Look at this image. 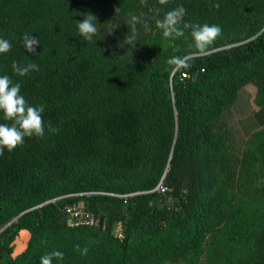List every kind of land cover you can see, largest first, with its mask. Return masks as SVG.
<instances>
[{"label": "trees", "instance_id": "16d2710c", "mask_svg": "<svg viewBox=\"0 0 264 264\" xmlns=\"http://www.w3.org/2000/svg\"><path fill=\"white\" fill-rule=\"evenodd\" d=\"M149 1L0 0V38L12 43L0 75L45 106L44 137L0 155V264H40L54 251L64 257L53 264H264V0H216L213 17L194 8L187 22L222 28L203 52L190 29L151 34L140 59L110 51L99 29L91 41L79 34L88 13L97 28L102 15L141 22ZM185 1L201 0L160 11ZM25 33L39 38L37 55ZM173 56L190 66L173 70ZM13 61L39 71L19 76ZM249 85L251 145L228 116ZM80 204L97 225H69L66 207Z\"/></svg>", "mask_w": 264, "mask_h": 264}, {"label": "clouds", "instance_id": "9594fccd", "mask_svg": "<svg viewBox=\"0 0 264 264\" xmlns=\"http://www.w3.org/2000/svg\"><path fill=\"white\" fill-rule=\"evenodd\" d=\"M144 0H141L143 3ZM160 4H166L167 0H159ZM119 8L116 9V12ZM187 10L183 5L167 11L163 19L156 20V26L162 30L165 38H179L184 36L185 29H190L191 37L194 41V48L198 51H206L214 41L222 34V28L216 24H193L185 22L184 17ZM129 21L127 22L131 28L132 35L126 36L125 42L133 44L136 38V24L140 22V18L129 13ZM96 16L88 13L82 21H78L77 27L79 34L85 41H91L93 36L98 32L95 21ZM25 50L37 55V47L40 45L39 38L33 34L25 33L22 37ZM12 43L4 38H0V54L10 52ZM169 65L174 66L173 70H180L189 67L188 58L181 56H173L168 61ZM13 72L19 76H25L31 71H39V65L36 63L19 64L16 61L12 63ZM44 105H32L21 94V84L14 82L12 78L3 74L0 75V114H2L5 123H0V155H3L5 148L11 152L25 142V138L37 137L43 138L45 135V123L43 119ZM48 131L58 133L59 129L48 123ZM76 249L82 255H87L88 249H80L76 245ZM64 253L54 251L41 257L40 264H53V258L63 260Z\"/></svg>", "mask_w": 264, "mask_h": 264}, {"label": "rangeland", "instance_id": "374dc122", "mask_svg": "<svg viewBox=\"0 0 264 264\" xmlns=\"http://www.w3.org/2000/svg\"><path fill=\"white\" fill-rule=\"evenodd\" d=\"M191 4L192 3L188 4L186 1L182 2V5L187 10V14L183 18L185 22L188 21L190 16L192 18L193 12L195 11L193 10L194 8L196 9V11H198L195 12L196 14L198 13V15H200V11H202L203 13L207 11V16L209 17H213L216 9L218 8L216 0H201L199 4ZM160 5L161 4L159 3V0H150L149 2H147V6L143 11L144 18L138 25H136V38L135 42L131 45L125 42L126 36L132 35L129 25H124V22L117 19L115 16H100L98 20V29L106 47L113 53L122 57L128 59H140L142 54L141 50L143 47V41L147 37L149 39L151 37V34L155 35L161 30L156 26V20L163 19L165 15L164 13H161ZM231 44L232 43L228 44L227 42L224 43L222 47H227ZM255 93L256 89L254 86L249 85L244 87L240 92L238 101L236 102L232 110L228 112V116L231 119L230 124L235 127L234 130L236 138H239L242 142L245 138L247 142H251L250 145L254 140H252L251 134L248 135L247 132L249 129L251 131L254 126L253 112L257 109L254 101ZM251 133L254 136V134H256V131H252ZM118 228L119 227L117 226V230ZM2 230L3 229H1L0 231ZM28 238L29 231H21L19 238L14 245L13 256L25 249Z\"/></svg>", "mask_w": 264, "mask_h": 264}, {"label": "built area", "instance_id": "2783aa9c", "mask_svg": "<svg viewBox=\"0 0 264 264\" xmlns=\"http://www.w3.org/2000/svg\"><path fill=\"white\" fill-rule=\"evenodd\" d=\"M186 76V74H184ZM162 191L168 188L161 184ZM68 223L70 226H95L99 223V218L92 211L84 207L83 204L66 207Z\"/></svg>", "mask_w": 264, "mask_h": 264}, {"label": "water", "instance_id": "95a60500", "mask_svg": "<svg viewBox=\"0 0 264 264\" xmlns=\"http://www.w3.org/2000/svg\"><path fill=\"white\" fill-rule=\"evenodd\" d=\"M25 212H26V211H25ZM25 212L19 214V215H18L17 217H15L11 222H9V224H7L5 227H7L8 225H10V224L13 223L14 221L18 220V218H19L22 214H24ZM5 227H4V228H5Z\"/></svg>", "mask_w": 264, "mask_h": 264}]
</instances>
